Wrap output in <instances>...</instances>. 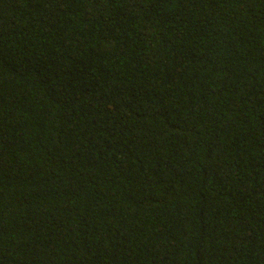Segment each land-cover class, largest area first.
<instances>
[{
	"label": "trees",
	"instance_id": "1",
	"mask_svg": "<svg viewBox=\"0 0 264 264\" xmlns=\"http://www.w3.org/2000/svg\"><path fill=\"white\" fill-rule=\"evenodd\" d=\"M0 264H264V0H0Z\"/></svg>",
	"mask_w": 264,
	"mask_h": 264
}]
</instances>
